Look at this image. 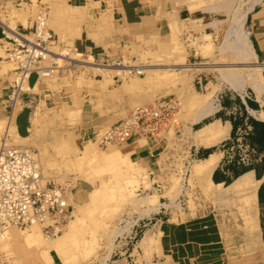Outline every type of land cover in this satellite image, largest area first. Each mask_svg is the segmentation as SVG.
Here are the masks:
<instances>
[{
    "label": "crops",
    "instance_id": "0c3cea01",
    "mask_svg": "<svg viewBox=\"0 0 264 264\" xmlns=\"http://www.w3.org/2000/svg\"><path fill=\"white\" fill-rule=\"evenodd\" d=\"M11 1L0 0V23L3 25L10 24ZM193 1L67 0L75 7L93 6V13L97 10L113 12V19L125 30L123 35L131 37L135 46L141 45L142 51L150 47L153 54L159 52V55L170 50L173 44L189 45L188 40L195 34L206 38L207 30L211 31L210 35L219 31L217 22H208L202 17L209 12H228L223 7H228L229 0ZM26 23L29 26L31 18H27ZM245 23L257 58L264 60V0L248 12ZM18 25L23 26L22 22ZM91 35L90 31L81 30L71 39L70 46L80 52H90L98 61L123 58L102 52ZM190 49L187 57L196 58L194 46ZM156 67L161 69L160 65ZM174 67L180 69L183 66H162L163 69ZM144 69L156 68L147 65ZM205 75L201 71L195 74L194 83L199 88ZM0 77L5 82L0 85L3 133L23 141L31 136L27 108L23 107L40 100L49 104L58 102L64 96L51 90L47 81L34 83L32 78L31 94L24 96L25 104L9 115L2 102L8 92L11 71H0ZM93 78L98 88H105L107 92L119 83L108 70ZM262 82L264 85V71ZM204 84L206 90L208 83ZM248 89L229 91L219 88L213 93L212 87L208 88L196 98L198 107L188 113L178 111L172 126L170 124L157 136L132 138L124 143L132 158L161 175L164 180L153 185L162 193L170 187L165 174L169 177L173 170L179 171L181 167L184 171L175 199L165 200L163 194L160 195L159 199L164 200L157 212L155 226L141 237L143 247L139 241L140 252L147 251V259L138 261L132 251L125 249L124 256L110 264H264V90L257 94L249 86ZM168 95L159 90L144 89L123 93L121 100L123 107L130 110ZM89 112V119H100L93 110ZM105 119L102 120L105 122ZM246 126H249V132L245 140L255 151L254 160L249 164L226 162L220 145L233 142L238 129Z\"/></svg>",
    "mask_w": 264,
    "mask_h": 264
},
{
    "label": "rangeland",
    "instance_id": "374dc122",
    "mask_svg": "<svg viewBox=\"0 0 264 264\" xmlns=\"http://www.w3.org/2000/svg\"><path fill=\"white\" fill-rule=\"evenodd\" d=\"M234 2L229 0L228 7L225 5L223 10L235 7ZM261 3L263 0L255 6ZM9 6L8 17L12 25L22 22L23 26L29 27L38 12L45 10L48 27L62 44L70 45L71 39L84 29L92 33L94 41L99 43L98 46L105 54L111 57L122 56L126 64L155 65L156 69H144L142 75L123 80L122 84L119 82L113 85L111 92H107L105 88H98L89 68H61L54 71L52 78L45 80L51 90L64 96L61 100L50 104L41 100L26 102L28 107L23 108H27L29 129H32V118L37 119L39 126H36L35 134L29 136L28 140L9 136L7 140L17 146H30L39 150L44 175L54 182L68 185L70 213L64 225L75 219L78 205L85 203L86 210L69 240L55 253L51 251L44 254L35 246H27L19 238L26 228H9L5 235L10 233L13 237L8 239V244H2L0 239V264H110L123 257L125 249L132 251L136 260H146L147 251L140 252L139 249L143 247L140 239L144 233L147 235L148 229L155 226L157 212L164 200L159 199L160 195L163 194L165 200L175 199L184 168L176 172L173 170L169 177L165 174L166 181L170 180V187L162 193L161 189L153 185L162 179L160 174L153 173L145 164L132 158L124 144H105L100 139L107 128L131 110L123 107V93L159 90L168 96H176L180 101L179 113H188L199 106L196 98L208 88L218 86L230 91L215 65L233 63L237 59V45L234 41L224 43L223 37L232 13L203 14L202 19L205 21L217 22V33L212 36L211 31L207 30L206 38L202 34H195L191 41L188 40L189 45L173 44L170 50L159 55V52L153 54L150 47L142 51L141 45L135 46L131 37L123 35L125 30L119 21L113 19V12L97 10L93 13V6L75 7L67 0H13ZM27 18H31L29 26ZM243 30L247 31L250 42L247 23H244ZM191 46L196 50V58L187 57ZM0 56H3L2 48ZM257 61L264 63V60L258 58ZM158 65L161 69L156 67ZM166 65L183 67L163 69L162 66ZM10 69L11 66L0 58V71L7 73ZM223 69L227 70L226 67ZM200 71L206 75L204 82L200 81L199 88L194 80L195 74ZM2 79L0 77V85L5 83ZM205 82L208 83L206 90L203 89ZM243 87L248 89L245 83ZM91 110L93 114H99L101 121L88 118ZM1 118H4V114H0ZM103 118H106L105 122ZM3 129L4 123L1 121L0 141L4 137ZM126 153L128 155L123 156ZM66 230L64 226L58 235ZM41 232V240L48 237ZM149 243L150 240L147 246Z\"/></svg>",
    "mask_w": 264,
    "mask_h": 264
},
{
    "label": "built area",
    "instance_id": "2783aa9c",
    "mask_svg": "<svg viewBox=\"0 0 264 264\" xmlns=\"http://www.w3.org/2000/svg\"><path fill=\"white\" fill-rule=\"evenodd\" d=\"M47 17L41 10L29 27L0 23V58L11 66L10 85L2 102L9 115L23 107L24 96L31 94L32 78L34 83L50 79L61 68H89L92 76L108 70L117 82L145 72L144 65L126 64L124 58L98 61L90 52L62 44L48 27ZM119 66L124 70H115ZM179 108L180 101L174 96L136 106L107 128L100 140L124 144L132 138L157 136L169 127ZM248 132L249 126L239 128L233 142L220 145L226 162L249 164L254 160L255 151L245 140ZM7 139L4 135L0 141V236L10 227L31 225H38L46 236H54L70 213L68 185L44 175L37 149L17 146Z\"/></svg>",
    "mask_w": 264,
    "mask_h": 264
},
{
    "label": "bare ground",
    "instance_id": "6f19581e",
    "mask_svg": "<svg viewBox=\"0 0 264 264\" xmlns=\"http://www.w3.org/2000/svg\"><path fill=\"white\" fill-rule=\"evenodd\" d=\"M260 1L261 0H235V2H234L235 7H230V9L228 11V12L232 13V16L230 19L229 27L227 30H225L226 31L225 36H223L224 41H225L224 43H231L232 41L235 42V44L237 45V53H236L237 59L234 60L233 59L234 57H233L232 58L234 60L233 63H227V64L223 63L219 66L215 65V67L216 68L218 67L219 73L222 75L224 83H226L227 86L232 90H239L240 88L243 87L244 83L247 84V86H249L250 89H252L257 94H259L260 92H262L264 90V85L262 82V69L264 68V63H259L257 61L256 53L254 52L250 42L248 41L247 33H246L247 31L245 32L243 30V25H244L245 20H246V15ZM231 46H229V47H231ZM227 61H229V60H227ZM223 67H226L227 70L224 71ZM114 68H115V70H117V69L118 70H124V66H119V67H114ZM242 73H243V75H242ZM53 75L54 74H52L51 78L53 77ZM221 75H219V76H221ZM218 90H219L218 86L212 87L213 93H215ZM36 126H39L37 124V119L33 118L32 119V129L30 130L32 132L31 136H32V134H35ZM28 139L29 138H27L25 140H28ZM134 143L136 144L135 141H134ZM138 144H139V142H138ZM38 152H39V150H38ZM127 155H128V153L124 154L123 156L126 157ZM85 210H86V204L85 203L82 205H78L77 209H76V213L74 214L75 219L67 221V223L64 225L67 228V230L63 231L59 235L57 233L56 235H54L55 238H53L52 236H48L46 238L44 237L43 240H41V238H40L41 228L38 225H31V226L27 227L24 230L23 234L20 237L19 236L18 237L27 246H35L38 248V250L40 252H42L44 254L50 253L51 251H53L55 253L61 247H63L66 244V242L69 240L70 236L73 234V232L76 228L77 222L80 220V218H81V216ZM8 229L0 236L2 244H8L7 243L8 239L13 237V235L10 233H8L7 236L5 235L6 232L8 231ZM41 233H43V232H41ZM4 236H6V237H4ZM2 250H4V249H2ZM45 259L47 262H50V260L47 257H45Z\"/></svg>",
    "mask_w": 264,
    "mask_h": 264
}]
</instances>
